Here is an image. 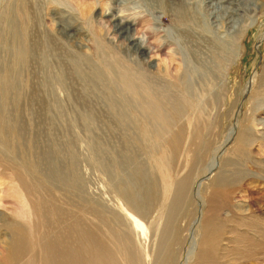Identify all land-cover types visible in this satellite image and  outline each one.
<instances>
[{
	"label": "rangeland",
	"instance_id": "obj_1",
	"mask_svg": "<svg viewBox=\"0 0 264 264\" xmlns=\"http://www.w3.org/2000/svg\"><path fill=\"white\" fill-rule=\"evenodd\" d=\"M18 1L0 0V262L19 226L43 244L80 224L116 264L126 247L136 264H264V0H239L242 16L220 0ZM50 156L77 191L47 177Z\"/></svg>",
	"mask_w": 264,
	"mask_h": 264
},
{
	"label": "bare ground",
	"instance_id": "obj_2",
	"mask_svg": "<svg viewBox=\"0 0 264 264\" xmlns=\"http://www.w3.org/2000/svg\"><path fill=\"white\" fill-rule=\"evenodd\" d=\"M167 1H173V0H167ZM212 1L213 0H204V2H202V4L205 2L212 3ZM18 2H20L22 4V6L23 5L26 6L23 3V0H19ZM239 2H240L239 0H220V4H226L227 3L231 6H236V10L235 9H226L225 10L222 7H221V9L226 11V13H227L226 16H228L230 14H232L233 16H236V15H238V13H240L239 16L247 15L248 12L246 11V9L241 8L239 6ZM168 3H171V2H168ZM250 4H251L252 8H254L257 3L255 4L254 2H250ZM217 5H218V3H217ZM176 6L175 7L173 6L174 8H171L173 15L177 16L178 19H181V20L185 19V14H187V12H185L186 10L184 9V7L180 6V4H179L180 7L178 6L176 8ZM207 8H209V7H207ZM252 8H250V9H252ZM16 11H19V10H16ZM187 11H188V9H187ZM19 13H21L19 16V19L22 20V22L20 24L21 26L19 24H18L19 25L18 26L16 22L13 23L12 20H10V21L12 22L13 25L16 24V27H15L16 29L18 27L20 29L18 32L14 33L13 36L18 38L17 39L18 41H21L22 43H24L23 41L25 40V36H26V32H27L26 28L28 27L27 26L25 28L27 18H25L26 16H24L25 14L23 12H19ZM9 24L11 25V23H9ZM13 25H12V27H13ZM112 27H113V28H111L112 31L115 32L118 37L120 36L128 44V46L130 47V48L128 47L129 51L131 50L132 54H134L135 56L139 55L140 57L144 58L143 60H149V56L154 54L153 48H150L148 45L149 37L144 39V41L142 40V41L138 42L139 40L137 38V32L135 29H133L134 26L132 23H122L121 22V23L114 24V26H112ZM13 31H14V29H13ZM21 46H19V47H21ZM19 53L22 57L21 62H25V60H28V59H24V57L26 55L25 48L21 47ZM29 58H30V56H29ZM139 59H141V58H139ZM124 80H126V79H124ZM2 84H4V83H2ZM0 85H1V83H0ZM4 87H1V89L3 90ZM5 91H7V90H5ZM1 94L2 93H0V95ZM2 96H3V94H2ZM2 99H4V98H2ZM4 100H6V99H4ZM0 102H1V100H0ZM53 153H54V158H56V156H57L56 153L55 152H53ZM50 157H48V159H47V164L49 166V173H48L49 175L47 177H49L50 179H55V180L59 181L60 185L62 184L68 190L77 191V188L80 185V180L79 179L77 181H76V179L73 180V177L75 175L70 170H69L70 172H68V171L60 172L63 169L62 170L58 169L59 167L57 168L56 167L57 165L56 166L54 165V159L52 157L51 158ZM49 159H50V162H49ZM69 167H71V166H69ZM76 176H77V174H76ZM133 178H134V176H133ZM142 179H143V177H142ZM72 180H73V182H72ZM59 182H56V183H59ZM135 182L136 181L134 179L132 182H128L127 185L132 187L135 191L137 190L136 194H137L138 199L137 200L135 199V201H137L135 206L137 208H141V210L144 211V207L147 206V204L145 205V200H146V197H148V195L150 194V192H149L150 189H148V191L146 189L143 190V188L138 186L140 184L137 185L136 184L137 182L136 183ZM143 187H145V185ZM215 191H216V188H214V191L212 194H214ZM211 196H215V195H211ZM22 198H24V197H22ZM148 200H150V198ZM38 201H40V200H38ZM18 206H19V208H18L19 212L16 215H18L17 216L18 218L25 220L26 219V212H27V210H25V209L28 206H26V202L22 199H20V201L18 202ZM48 211H49V209H48ZM48 211L45 209V211H43L42 215L40 214L44 226H47L51 221H53V219H57L59 217L58 212H56L55 213L56 215H55L54 211H51V212H48ZM207 221H208V218H206L204 220V223H207ZM77 222H79V221H77ZM209 223H211V222H209ZM13 227H15V225H13ZM19 227H20L19 233L15 237L12 238L11 245L9 246V248L6 249V252L3 255V258H2V261L0 262V264H16L18 261L22 260V258H24V256L27 254H29V257L27 258V260L23 261L22 264H116L114 262L115 257H114L112 250H110L109 248H106L104 246V244L102 243V241H99V239H97L96 237H94V236L92 237L90 235V232H87L86 229H84V228L82 229L80 224H75V225L71 224L70 226H68L65 233L62 236L61 235L59 236V237H63V239L60 238L56 242L48 241V242L43 243V244L41 243V240L38 239L39 236H38V238H33L30 231L26 232L27 230L21 228V226H19ZM111 229L112 228H109V232H110L109 233V235H110L109 240H111L112 242H117L116 240L118 237L116 236V233ZM208 229L209 228H207V230ZM207 230L205 229L206 232H207ZM214 232H213V234H214ZM214 235H216V234H214ZM210 239H212V238H210ZM210 239H207V240H210ZM213 239H214V237H213ZM46 240H47V238H46ZM209 242L207 241V243H205V244L208 245ZM210 245H212V244L210 243ZM126 248H124V250L122 249V252H124L123 253L124 257L127 259V261L129 263L136 264V257H135L136 253L134 254L135 251L133 252L128 247H126ZM208 249L210 250V248H208ZM31 253H32V255H31ZM202 253H203V251H202ZM171 254L172 253H170V255ZM199 254H201V253H199ZM171 257H173V255H171ZM208 257H210V256L208 255ZM212 259H214V258H212ZM112 260H113V262H112ZM170 261L173 262L172 259H170Z\"/></svg>",
	"mask_w": 264,
	"mask_h": 264
}]
</instances>
